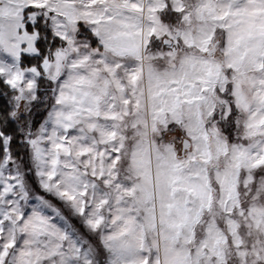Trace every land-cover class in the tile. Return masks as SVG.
<instances>
[{"label":"snow or ice","instance_id":"snow-or-ice-1","mask_svg":"<svg viewBox=\"0 0 264 264\" xmlns=\"http://www.w3.org/2000/svg\"><path fill=\"white\" fill-rule=\"evenodd\" d=\"M0 84V264H264V0H0Z\"/></svg>","mask_w":264,"mask_h":264},{"label":"trees","instance_id":"trees-1","mask_svg":"<svg viewBox=\"0 0 264 264\" xmlns=\"http://www.w3.org/2000/svg\"><path fill=\"white\" fill-rule=\"evenodd\" d=\"M3 88H4L3 84H0V89H3ZM5 103H6V100L3 97H0V105H4ZM41 118H42L41 115L38 114L37 120L39 121ZM74 223L76 222L74 221ZM77 227H80L78 223H77Z\"/></svg>","mask_w":264,"mask_h":264},{"label":"rangeland","instance_id":"rangeland-1","mask_svg":"<svg viewBox=\"0 0 264 264\" xmlns=\"http://www.w3.org/2000/svg\"><path fill=\"white\" fill-rule=\"evenodd\" d=\"M39 115H41V117L44 115V113H39ZM38 116V115H37Z\"/></svg>","mask_w":264,"mask_h":264}]
</instances>
